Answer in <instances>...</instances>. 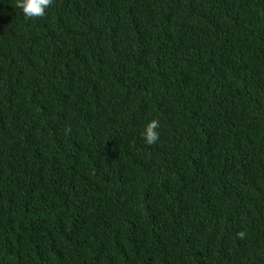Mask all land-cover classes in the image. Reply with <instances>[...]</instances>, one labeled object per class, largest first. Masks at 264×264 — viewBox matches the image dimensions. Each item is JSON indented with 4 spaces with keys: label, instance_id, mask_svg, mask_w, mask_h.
Masks as SVG:
<instances>
[{
    "label": "trees",
    "instance_id": "16d2710c",
    "mask_svg": "<svg viewBox=\"0 0 264 264\" xmlns=\"http://www.w3.org/2000/svg\"><path fill=\"white\" fill-rule=\"evenodd\" d=\"M0 264H264V0H0Z\"/></svg>",
    "mask_w": 264,
    "mask_h": 264
},
{
    "label": "clouds",
    "instance_id": "9594fccd",
    "mask_svg": "<svg viewBox=\"0 0 264 264\" xmlns=\"http://www.w3.org/2000/svg\"><path fill=\"white\" fill-rule=\"evenodd\" d=\"M52 0H16V7L25 18H36L44 15ZM157 121H148L140 135L146 144H153L158 140Z\"/></svg>",
    "mask_w": 264,
    "mask_h": 264
}]
</instances>
